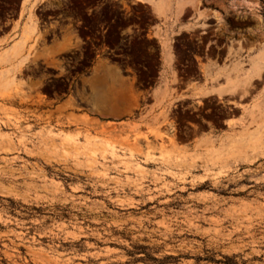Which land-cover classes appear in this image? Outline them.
Segmentation results:
<instances>
[{
	"label": "rangeland",
	"instance_id": "374dc122",
	"mask_svg": "<svg viewBox=\"0 0 264 264\" xmlns=\"http://www.w3.org/2000/svg\"><path fill=\"white\" fill-rule=\"evenodd\" d=\"M24 1L0 0V49L21 18L39 26L0 93V264H264V0H169L165 19L135 0ZM105 72L142 99L138 125L105 124ZM212 94L238 109L184 134L185 108Z\"/></svg>",
	"mask_w": 264,
	"mask_h": 264
},
{
	"label": "crops",
	"instance_id": "0c3cea01",
	"mask_svg": "<svg viewBox=\"0 0 264 264\" xmlns=\"http://www.w3.org/2000/svg\"><path fill=\"white\" fill-rule=\"evenodd\" d=\"M25 1H24V3H25ZM31 1H33V0H29L27 2V5L25 7H22V8L25 10L26 7H28V4ZM137 3H139V2H137ZM140 4H142V3H140ZM142 5H146V4H142ZM30 19L36 21V23H37V31L33 35V37H31L30 40L24 44V55H25V57L27 59H28V55H27L28 47H30V45L32 44V43H29V42L38 34V30H39L38 22L33 17V15H30V16H28L27 19H25V17L21 18V20L17 24V29H18L19 26H22L25 22H27ZM162 21H164V20H162ZM164 22H169V21H164ZM17 32H18V35L14 38L13 41L8 42L7 45H2L3 48L0 49V52L2 50L4 51V50L10 48L14 44V42L16 43V41L20 40L21 31L17 30ZM163 37H164V35L161 36V38H163ZM145 38H148V39L154 40V41L157 39V38L153 37L152 35H150L149 33H147L145 35ZM1 43L3 44V41ZM60 44L61 45H58V44L55 45V47H54L55 51L58 52V53H64L65 47H67V43L66 42H62L60 40ZM112 75L113 74H111L109 76L105 72L102 76L96 78V80H95V84L96 85H94V93L96 94V97L94 98V104H96V107L98 108V110L101 113H103V114H108L109 115V114H111L113 112H117L118 117L114 121H107V123H105V124L114 123V124H118V125H121V124L138 125V120L134 119V117L132 119V116L134 114H136V111H138V107H140V109L142 108V106H143L142 105V99H141L140 102L136 103V101L134 99L137 98V93L135 91V93L132 94V91H131L130 87L128 86V82H126V81H122V80L119 79L118 83L120 84V87H118V88H116V87H114V88L113 87H108L107 84L108 83H112V81H111V76ZM114 89H116L120 93L119 94L117 93L115 95L112 94V91ZM150 112H151V110H150ZM150 112H148L147 118L151 119L152 124H150V127L154 128L155 124H158L160 122H159L158 118H150V116L152 114ZM93 119L97 120L98 122H100V124L102 122L97 117L93 118ZM136 132H139V133L143 132V128L138 129Z\"/></svg>",
	"mask_w": 264,
	"mask_h": 264
},
{
	"label": "bare ground",
	"instance_id": "6f19581e",
	"mask_svg": "<svg viewBox=\"0 0 264 264\" xmlns=\"http://www.w3.org/2000/svg\"><path fill=\"white\" fill-rule=\"evenodd\" d=\"M135 1L151 6L159 18L165 19L166 6L169 0H135ZM19 30L21 31L20 40L16 41V43L14 42V44L10 48L4 51L2 50L0 52V93L9 92L11 89H13V87L15 88L17 84L16 75L19 73L18 70L22 68L25 64L24 44L28 42L30 38L33 37V35L36 33L37 23L36 21L30 19L27 22H25L22 26H19L18 31ZM250 138L251 141L254 140L252 135H250ZM167 139H168L167 145H168L169 154L170 153L179 154L180 152H182L183 149L178 143V141L175 139V137L167 136ZM243 140L244 138L241 135L238 136L236 135V137L232 138L231 142L230 141L229 142L232 147L239 150L243 147ZM197 151L191 154L190 157L196 156L198 153Z\"/></svg>",
	"mask_w": 264,
	"mask_h": 264
},
{
	"label": "flooded vegetation",
	"instance_id": "af4514ba",
	"mask_svg": "<svg viewBox=\"0 0 264 264\" xmlns=\"http://www.w3.org/2000/svg\"><path fill=\"white\" fill-rule=\"evenodd\" d=\"M222 33L224 35H228V32L226 31V29L222 30ZM204 35H207L204 34ZM202 42H198L197 43V51L196 53H191L188 52L189 56H187L188 58L191 59V63H193L195 65V76L191 77L190 79H198L199 81H203V75H202V71L199 68V63L198 60H205L207 59V57L209 56L208 53L210 51H208L207 49H203L200 50L199 45H201ZM224 46H222L221 48H219L218 46L215 47L217 53H216V58L214 60L215 64L218 66V51H221L223 49ZM198 53V54H197ZM197 54V55H196ZM247 52L243 51L242 52V58L245 59L247 58ZM182 67V66H181ZM248 67L247 65H244V68ZM180 73H183V71H180ZM215 71L212 73V77L210 78L209 82H208V86H212V85H218V82L222 81V78L218 79V76H215ZM262 74L264 75V71L262 72ZM184 78L179 77V80H182ZM257 81V79H253L251 80V82H255ZM240 91V89H237L236 92L234 93V96L238 94V92ZM230 96V94H225L223 97L224 98H228ZM215 97V99L213 100V102H216V104L213 106V108H205V105L202 106L201 109H188L185 108L186 113V118L182 121V129L185 131L184 134L187 133H191L195 128H199L202 126H209V125H213L218 126H226V120H224V117L228 114V112H235L238 108L236 106H233V109H227V108H223V107H218L219 103L218 101V97L216 94H212L209 95L207 98L204 99H209V98H213ZM199 102H196L195 104H197ZM233 105V103H232ZM190 108L192 106H189ZM207 117H211V121H206Z\"/></svg>",
	"mask_w": 264,
	"mask_h": 264
}]
</instances>
